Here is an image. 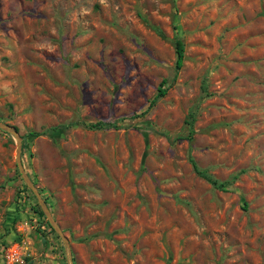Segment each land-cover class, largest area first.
Returning a JSON list of instances; mask_svg holds the SVG:
<instances>
[{
  "label": "rangeland",
  "instance_id": "obj_1",
  "mask_svg": "<svg viewBox=\"0 0 264 264\" xmlns=\"http://www.w3.org/2000/svg\"><path fill=\"white\" fill-rule=\"evenodd\" d=\"M0 121L73 264H264V0H0ZM15 148L0 264H67Z\"/></svg>",
  "mask_w": 264,
  "mask_h": 264
},
{
  "label": "water",
  "instance_id": "obj_2",
  "mask_svg": "<svg viewBox=\"0 0 264 264\" xmlns=\"http://www.w3.org/2000/svg\"><path fill=\"white\" fill-rule=\"evenodd\" d=\"M0 129L5 131V132H8L14 136V138L16 140L15 158H16V163H17V168L19 170V173H20L23 181L27 185V187L35 195L43 214L46 216L48 223L50 224V226L54 229V231L62 239L65 250H66L67 264H73L72 251H71L70 243H69L67 236L63 233L62 228L57 223L55 218L52 216V214H51L47 204L45 203L44 199L42 198L39 190L37 189L35 184L30 179L29 175L24 170V167H23V164L21 161L22 136L18 133V131L13 126H11L5 122H2V121H0Z\"/></svg>",
  "mask_w": 264,
  "mask_h": 264
},
{
  "label": "trees",
  "instance_id": "obj_3",
  "mask_svg": "<svg viewBox=\"0 0 264 264\" xmlns=\"http://www.w3.org/2000/svg\"><path fill=\"white\" fill-rule=\"evenodd\" d=\"M174 48H175V52H176V59H175V70H179L181 68V66L183 65V60H184V52H185V44L183 42V40L181 38H175L174 40ZM166 91H167V88L164 87V86H161L158 88L155 96L150 100L149 102V105L148 107H151L155 101L160 98V97H163L165 94H166ZM70 124L68 125H64L65 127L66 126H69ZM88 128H93V129H102V128H117V124L115 121H103V120H100V121H96V122H93V123H90L87 125ZM57 127H51V128H48V130H56ZM46 131V130H45ZM45 131L43 132H39V131H31L28 133V135H31V136H38L40 134H43ZM192 161V164H193V168L194 170L202 177H204L205 179H207L214 187L216 188H219V189H226V185L228 184L227 181H218L217 179H214L212 178L211 176H209L205 170H201L197 167L196 163L194 160H191ZM38 212L40 215L43 216V213L42 211L40 210V208H38ZM48 224V223H47ZM49 228L53 230V228L48 224Z\"/></svg>",
  "mask_w": 264,
  "mask_h": 264
}]
</instances>
